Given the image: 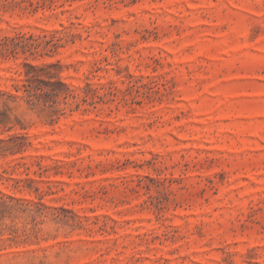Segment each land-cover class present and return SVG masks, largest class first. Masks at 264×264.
Wrapping results in <instances>:
<instances>
[{
	"label": "rangeland",
	"instance_id": "1",
	"mask_svg": "<svg viewBox=\"0 0 264 264\" xmlns=\"http://www.w3.org/2000/svg\"><path fill=\"white\" fill-rule=\"evenodd\" d=\"M0 120V264H264V0H0Z\"/></svg>",
	"mask_w": 264,
	"mask_h": 264
},
{
	"label": "trees",
	"instance_id": "2",
	"mask_svg": "<svg viewBox=\"0 0 264 264\" xmlns=\"http://www.w3.org/2000/svg\"><path fill=\"white\" fill-rule=\"evenodd\" d=\"M47 43L49 44L50 42ZM13 46L12 52L15 51L19 44H14ZM38 46L39 45L29 42H25L21 45L23 49L31 53H33V48L37 49ZM25 67L27 69L25 73V82L20 86H16V91L23 92V96L29 105L33 107L52 108L61 97L66 99L71 95V90L61 78L57 74L51 73L53 64H26ZM2 96H6L7 101L19 98V96L13 94H2ZM5 107L6 111L9 110L8 103H5ZM2 122L3 121L0 120V124Z\"/></svg>",
	"mask_w": 264,
	"mask_h": 264
}]
</instances>
